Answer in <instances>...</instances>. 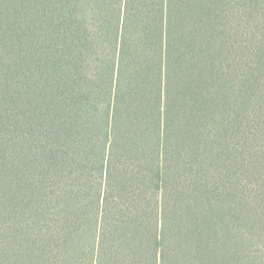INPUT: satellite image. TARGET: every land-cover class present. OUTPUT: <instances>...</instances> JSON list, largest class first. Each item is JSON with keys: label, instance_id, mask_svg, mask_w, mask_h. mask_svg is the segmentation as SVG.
<instances>
[{"label": "trees", "instance_id": "trees-1", "mask_svg": "<svg viewBox=\"0 0 264 264\" xmlns=\"http://www.w3.org/2000/svg\"><path fill=\"white\" fill-rule=\"evenodd\" d=\"M0 264H264V0H0Z\"/></svg>", "mask_w": 264, "mask_h": 264}]
</instances>
